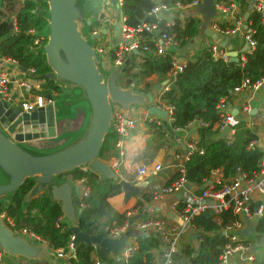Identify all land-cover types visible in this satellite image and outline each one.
<instances>
[{
  "label": "trees",
  "instance_id": "1",
  "mask_svg": "<svg viewBox=\"0 0 264 264\" xmlns=\"http://www.w3.org/2000/svg\"><path fill=\"white\" fill-rule=\"evenodd\" d=\"M156 1L173 5L175 2L187 3L191 0H121L120 13L124 17V22L129 26L141 21L154 23L158 32L175 33L177 43L162 54H154L152 43L141 41L140 43L148 45L149 50L139 51V55H130L129 64L120 74L119 84L121 85L120 81L124 80L121 86L127 87L132 82L134 90L145 94L155 90V86L160 85L162 81H167L166 89L157 92V103L160 106L171 107L169 127L183 128L196 117L198 118L196 149L183 162L184 177L195 185L194 193L200 192L202 183L213 169H220L223 179L233 175L236 168L240 169L245 177L252 176L258 170L262 156V151L257 145L247 146L250 141L256 139L255 132L238 121L233 125L230 137L221 134L222 130L216 127L219 117L215 106L221 98L229 97L233 88L238 86L242 79L253 81L264 73V21L260 19L258 12L249 11L247 22L253 29L251 38L255 46L251 53H244L243 61L239 59L237 62H228L227 58L225 60L213 58L209 45H205L186 60L181 71L172 75L170 69L174 55L173 48L185 45L198 35L201 32L202 22L201 18L190 14L183 20L175 17L173 24L166 26L164 19L146 14ZM238 1L239 8L246 10L248 0ZM37 3L42 9H46L43 0H0V15H12L16 29L13 30L9 26L8 19L0 20V57L13 59L26 69L33 68L35 77L43 79L44 83L40 91L31 92L33 95L48 98L52 92H59V87L46 77L50 69L45 57L43 53L35 50L34 36L26 32L32 29L37 36H41L39 33L41 34L46 27L44 17L33 12ZM95 23L92 21L89 28L93 29ZM44 42L45 38L42 40V43ZM152 75L156 78L154 82L146 80ZM144 123L148 127L155 126L153 120ZM155 135L162 136V133ZM154 139L155 137H152V140ZM118 140L114 130L110 129L103 139L98 159L111 160L116 157L118 153L115 144ZM177 176L178 174L174 173L165 185ZM65 177L79 181L80 186L87 189V194L80 199L82 206L77 216V226L80 230H88L90 233L101 232L108 237L110 229L127 221L128 216L117 212L107 201V198L121 193L117 181L112 179L100 181L96 173L87 171L84 166L63 173L57 178ZM32 184V179H25L7 201H0V215L12 222V225H9L4 219L9 228L16 231L24 229L32 233L52 251L56 249L65 251L71 233L65 220H61L62 213L58 204L41 194L31 198L26 206L22 205L23 197ZM135 198L137 213L143 215L141 207L153 198L152 186L146 185ZM177 203L180 209L183 204L180 200ZM256 204L257 202H251L250 207L253 208ZM144 217L164 220L155 215ZM237 219L238 217L229 209L218 213L205 209L193 215L190 223L197 232L198 245L196 248L180 245L172 254L171 263L214 264L221 248L228 242L227 236L221 234V230H225V227L230 226ZM127 231L135 235L133 237L135 248L127 258L126 264H153L154 252L160 245V237L155 236L153 232L142 235V232L133 229L132 224L127 226ZM255 231L258 235H264V211L256 222ZM95 259L99 260L100 264L119 262L115 256L102 257L96 247L86 246L83 243H77L73 247V255L67 258V262L93 264ZM249 264H264V253Z\"/></svg>",
  "mask_w": 264,
  "mask_h": 264
},
{
  "label": "water",
  "instance_id": "2",
  "mask_svg": "<svg viewBox=\"0 0 264 264\" xmlns=\"http://www.w3.org/2000/svg\"><path fill=\"white\" fill-rule=\"evenodd\" d=\"M46 9L37 3L33 12L43 16L46 27L39 35L44 36L45 42L37 47V52L43 53L50 72L46 74L55 85L69 90L78 91L77 97L67 90L65 94L73 104L82 102L87 110V119L81 130L65 144L46 150L29 146L26 142L53 138L56 136L58 122L57 101L35 107L29 111H21L18 105H9L0 100V201H7L20 187L25 179H32L33 184L23 197L22 205L41 194L58 204L63 218L68 223L71 233L70 243L74 247L77 243L96 247L102 257L117 255L128 237L135 236L126 231L118 238L110 239L101 232L90 233L80 230L77 226V216L80 208L76 206L75 196L78 188L68 181L57 178L77 167L84 166L87 171L98 175L100 181L112 179L117 181L123 198L136 196L140 192L138 186L121 179L111 167V161L98 159L105 135L110 131L112 104L118 105L126 115L129 106L144 107L149 116L164 119L167 111L157 107L152 101V94L142 93L133 89V83L127 87L119 84L120 74L129 64L132 54H139L138 50H131L121 64L112 65L111 55L104 59L94 48V41L106 34V29L89 33L90 20L86 17V10L91 8L94 0H43ZM214 0H200L195 11L201 17L204 33L212 37L218 35L208 30L210 18L214 15ZM257 1L264 5V0H248L243 13L247 20L248 10ZM116 16L118 4L116 0H107ZM151 17H154L151 15ZM11 27V23H9ZM114 34L118 32V22L113 25ZM244 49L247 44L244 42ZM228 62H237L239 58L235 51L226 52ZM25 71V67L20 66ZM163 81L155 89L165 85ZM63 99V97H62ZM236 110L231 111L235 115ZM195 119H198L197 117ZM223 133L228 132L225 127ZM188 189V183H184ZM179 198V195L177 196ZM137 215L127 219V226L131 225ZM244 227L237 231L238 236L257 234L255 225L242 216ZM142 235H146L143 231ZM155 236L157 232L153 233ZM254 246L264 248V235H258ZM53 253V252H52ZM42 242H35L14 232L0 216V254L6 256H20L27 261L39 260L45 257L51 260L52 254ZM194 255V254H193ZM236 264V263H233Z\"/></svg>",
  "mask_w": 264,
  "mask_h": 264
},
{
  "label": "built area",
  "instance_id": "3",
  "mask_svg": "<svg viewBox=\"0 0 264 264\" xmlns=\"http://www.w3.org/2000/svg\"><path fill=\"white\" fill-rule=\"evenodd\" d=\"M118 4V12L115 17L102 18L96 23L93 29H89V33H96L104 26L102 24H108L112 27L118 22V32L115 41L112 43L108 41V46L105 48L101 45L94 44L95 50L104 59L108 54L111 55L110 63L112 65H118L123 62L127 54L131 50L148 51V45L140 43L143 40L150 41L153 45L154 54H162L172 46H175L177 40L175 33L158 32L154 23H148L141 21L133 26L126 25L124 17L120 13L121 0H116ZM200 3V0H191L187 3L175 2L173 5H167L156 1L152 7L146 12L147 15H153L154 18L164 19L165 25L173 24V18L176 13L193 10L196 5ZM214 4V15L210 18L208 24V30L222 38L240 37L243 42L247 44L246 52L251 53L254 49L255 42L251 38L253 29L248 26L247 20L244 21L242 13L239 11L236 3L233 0H217ZM259 13L260 19L264 21V5L262 2L257 1L253 4L252 9ZM175 14V15H174ZM191 14V12H190ZM214 17V18H213ZM8 19V23H11L13 30L15 29V19L12 15H0V20ZM34 36L33 45L35 47L43 44L44 37L37 36L36 32L32 29L26 30ZM209 50L213 58H221L225 60L227 58L226 52H224L216 43L209 44ZM183 63H180L176 56H172V63L170 73L181 71ZM169 73V75H171ZM44 83L43 79H39L34 75V69L28 68L25 71L20 69L18 63L10 58L0 57V100L8 103L9 105H18L21 111H29L35 107L43 106L51 102V98H43L39 95H33L31 91H40ZM165 86V85H164ZM264 88V73L257 79L250 81L247 78L242 79L240 84L233 88L229 97L221 98L215 106L218 112L219 123L216 127L223 130L228 127L230 132L233 131V115L229 110V101L235 94L241 93L243 90L250 92V96ZM166 87L164 88V90ZM26 94H29L33 98V102H27L24 100ZM159 108H163L170 115L171 107H164L156 105ZM139 117L135 116L136 113L131 111L130 106L128 112L125 115L123 109L115 104H112L110 128L114 130L119 140L124 136H127L132 128H134L136 120L145 122L151 120V116L148 115L146 109L142 107ZM242 110L245 113L249 112V107L244 106ZM119 140L116 142V146L119 144ZM195 141H189L185 144V153L181 156L185 161L192 151L196 149ZM254 145H260L257 139H254L248 143V147ZM264 147V143H263ZM201 151V150H199ZM174 157H180L178 154H174ZM182 161V162H183ZM182 162L177 166L178 176L172 180L168 185L154 184L152 186V194L154 198H160L170 193H176L182 190L184 183L188 182L184 177V168ZM117 162L113 161L111 164L114 170L117 167ZM153 172L159 171L160 166L155 164L152 166ZM115 171V170H114ZM138 173L145 174L147 170L145 168H139ZM185 193L180 196V199H174L170 208L179 216V224L167 223L166 220H156L151 218L136 219L132 222L133 229L138 232H157L161 238L163 249L161 250L160 261L153 264H172L171 256L175 253L180 245L183 234L190 228L194 229L190 223L193 215L202 212L205 209H211L213 212L218 213L221 210L229 209L234 215L238 217L230 226L225 227L227 231L226 236L228 242H226L217 257L214 264H230L231 257L236 254L240 256L241 262H251L254 259L253 253H244L248 249V243L242 240V236L237 235V231L241 229L245 220L242 216H246L247 220L256 225L258 218L264 211V148L262 150V156L259 160L258 170L250 177L245 175L236 168L235 173L225 179L222 177V173L219 169H213L209 172V176L204 180L201 185L199 193H194V190H184ZM87 194V189L83 186L79 187L78 191V203L80 208L82 203L80 199ZM178 200H180L183 206L178 208ZM257 202L256 206L251 208L250 203ZM127 213L126 215H128ZM0 216L3 217L1 214ZM9 225L12 222L7 218ZM21 235H27L29 239L35 242H42L35 235L30 232H26L24 229L16 231ZM127 231V221L122 224L113 227L109 231V238H118L122 233ZM224 231V230H223ZM224 231V232H225ZM134 237V236H133ZM72 237H70L71 239ZM44 243V242H42ZM45 244V243H44ZM135 248L133 238H127L124 246L119 250L115 258L119 260L115 264H126V260L129 257L131 251ZM54 254L63 259V264H68L67 258L73 255V246L70 241L67 244L66 250L56 249ZM0 264L1 255H0ZM93 264H100L99 260L95 259Z\"/></svg>",
  "mask_w": 264,
  "mask_h": 264
},
{
  "label": "crops",
  "instance_id": "4",
  "mask_svg": "<svg viewBox=\"0 0 264 264\" xmlns=\"http://www.w3.org/2000/svg\"><path fill=\"white\" fill-rule=\"evenodd\" d=\"M233 1L236 3L238 7L239 1L238 0H233ZM96 7H99L98 12L100 19L103 18V14H105V12L107 13L109 9L111 11L110 13L111 17L113 18L115 17L113 13V8L109 4H107V0H100L99 2H95L94 0V2L91 5V8L88 9L86 12L92 11ZM239 11L242 13V15L245 12V10H241V9H239ZM185 12L178 11L176 15L175 14L174 15L175 17H179L181 20H183L185 17L190 15L191 12L192 15L201 18L200 15L196 13L195 8L193 9V11L190 10ZM86 17L90 20L91 23L92 20L90 19L87 13H86ZM105 24H102L101 26H104L103 28L106 29L105 35H109L108 41L109 42L111 41L113 43L116 39V35L114 34L113 31V26L110 29H108L106 26L107 24L106 25ZM88 29L90 28L88 27ZM212 43H216L224 52L235 51L237 53V57L242 61L244 60V53L246 52V49H244L243 46L244 42L243 40L240 39V37L237 36L231 39H226L217 36L215 38L208 35L207 33H204L203 26H201V32L198 35H196L193 39H190L188 43H186L183 46L173 48L174 56H176L177 60L180 63L184 64L186 60L191 58L197 50L203 48L205 45L207 46ZM94 44L96 43L94 42ZM135 55H139V54H135ZM155 79H156L155 76L152 75L148 77L146 80L154 82ZM165 86L164 85L160 86L159 89H155L150 92V94H152V101L155 105H159L157 103L158 90H163ZM157 87L158 86L156 85L155 88ZM67 90L71 93L72 96L73 93H76L74 97L75 98L77 97V93H78L77 90L75 89L69 90L65 87H59V92H52L50 96H48L51 98L50 103L57 101V104H59L58 106L59 115L56 126V136L53 138L31 141L29 144L27 143L29 146L41 150H46L61 146L66 142L70 141L84 126L87 119V110L81 101L73 104L72 100H70L67 94H65ZM228 106L230 112L236 110L235 115H233L234 124H236V122L238 121L239 122L241 121L244 124V126L252 129L256 134V139L260 143L258 147L262 151L264 148L263 147L264 88L260 89L252 96H250L249 91L243 90L241 93L235 94L234 96L231 97ZM244 106L249 107L248 113H245L242 110V107ZM130 108L132 112L136 113L135 116L138 117L141 110L143 109L140 106H130ZM151 118H152L151 120L155 122L154 127L146 126V124L140 121L138 118L136 120L134 128L130 130L129 134L121 138L117 146L115 144L118 153L117 156L109 160L111 161V163L113 161L117 162L118 165L114 169L117 175L121 179L127 181L128 183L138 186L140 188V192L145 188L146 185L149 186H153L154 184L165 185V183L168 182L171 176L174 173H177V166L183 161L181 156L183 155V153H185V144L189 141L196 142V138H197L196 129L198 126V119H194L186 127L172 129L169 127L170 116L168 114L164 119L158 118L155 115L151 116ZM159 133H162V136L155 135ZM221 134L230 137L232 132L228 130V132L225 134L222 131ZM152 137H155V139L152 140ZM174 154H178L180 156L178 158L179 160H177V158L174 157ZM155 164L160 166V170L153 172L151 168ZM139 168H145L147 170V173L145 174L138 173ZM61 179L68 181L72 186L77 187L79 191V187H80L79 181H72L68 177ZM187 183L189 185L188 189L183 188L182 190L176 193H170L160 198L153 197L148 204H143V206L141 207V212L143 213V215H139L137 213L138 210L137 208H135V203H136L135 196L130 195L127 198H123L122 193H120L107 198V201L113 209H115L119 213H125V216H128V218L133 215H137V217L134 220L142 219L144 216L155 215L164 218V220H166L167 223L179 224L180 218L176 214V212L171 210L170 204L174 199H180V196H182L185 193L184 190L195 189L194 184L190 182ZM178 195L179 198H177ZM75 203L77 206L78 192L77 195L75 196ZM127 213L129 214L126 215ZM62 219L65 220L63 216L61 220ZM224 231L222 229L221 234L226 236L227 231L225 232ZM147 233L148 232H146V234ZM23 236L28 238L27 235H23ZM257 236L258 234L252 235L251 236L252 240L248 239L250 236H242L243 237L242 240H245V242L249 244L248 249L244 253H253L254 258H260L261 255L264 253V248H258L254 246V242ZM129 238H133V236L131 235ZM198 242L199 239L197 238L196 230L190 228L183 234L181 245H188L190 247L196 248ZM47 248L51 253L52 252L54 253V251H52L48 246ZM162 249H163V244L160 238V245L158 249L154 252V261L157 263L160 261V256H161L160 254ZM110 256H114V255H110ZM238 257L240 256L234 254L231 257L230 264L250 263V262H241L240 258ZM1 261L2 264H20L22 262L26 264H35V263L63 264V259L58 258L56 255L53 256L51 260H48L45 257H43L42 259L33 260L31 262L27 261V259L20 256H15V257L6 256L5 258H2L1 256Z\"/></svg>",
  "mask_w": 264,
  "mask_h": 264
},
{
  "label": "rangeland",
  "instance_id": "5",
  "mask_svg": "<svg viewBox=\"0 0 264 264\" xmlns=\"http://www.w3.org/2000/svg\"><path fill=\"white\" fill-rule=\"evenodd\" d=\"M100 0H95V2H99ZM97 4V3H96ZM95 5V4H94ZM102 7H103V5H102ZM98 8L99 7H96L94 10H92V11H88V12H86L87 14H88V16L90 17V19L92 20V21H95V22H97L98 23V21L100 20V17H99V12H98ZM107 8H109V7H107ZM87 11V10H86ZM191 11H193L192 9H191ZM111 11H110V9H109V11H107V13L105 12V14H103V18H109V17H111ZM185 14H186V12H185ZM198 17V16H197ZM117 17H115V19H116ZM214 18V17H213ZM98 20V21H97ZM94 25H96V23L94 24ZM106 25V24H105ZM107 26V28L108 29H110L111 27L107 24L106 25ZM108 38H109V35H102V36H100V37H98L97 39H95V43L97 44V45H101V46H103V47H107L108 46ZM120 83H121V85H122V83H124V80H122V81H120ZM24 100L25 101H27V102H33V98L29 95V94H26V96H25V98H24ZM250 237L248 238L249 240H252V235H249ZM241 238H243V237H241Z\"/></svg>",
  "mask_w": 264,
  "mask_h": 264
},
{
  "label": "flooded vegetation",
  "instance_id": "6",
  "mask_svg": "<svg viewBox=\"0 0 264 264\" xmlns=\"http://www.w3.org/2000/svg\"><path fill=\"white\" fill-rule=\"evenodd\" d=\"M30 142H31V141H29V142H26V143H28V144H29Z\"/></svg>",
  "mask_w": 264,
  "mask_h": 264
}]
</instances>
